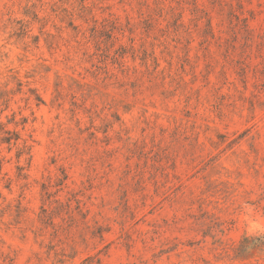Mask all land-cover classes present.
Segmentation results:
<instances>
[{"label":"rangeland","instance_id":"obj_1","mask_svg":"<svg viewBox=\"0 0 264 264\" xmlns=\"http://www.w3.org/2000/svg\"><path fill=\"white\" fill-rule=\"evenodd\" d=\"M0 264H264V0H0Z\"/></svg>","mask_w":264,"mask_h":264}]
</instances>
